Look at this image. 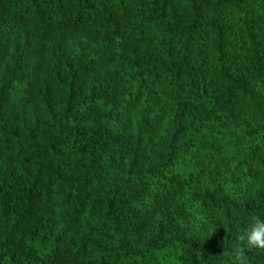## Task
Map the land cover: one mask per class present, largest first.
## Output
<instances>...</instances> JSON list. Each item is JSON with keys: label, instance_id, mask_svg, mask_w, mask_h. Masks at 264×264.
<instances>
[{"label": "trees", "instance_id": "1", "mask_svg": "<svg viewBox=\"0 0 264 264\" xmlns=\"http://www.w3.org/2000/svg\"><path fill=\"white\" fill-rule=\"evenodd\" d=\"M257 216L264 0H0V264H264Z\"/></svg>", "mask_w": 264, "mask_h": 264}, {"label": "clouds", "instance_id": "2", "mask_svg": "<svg viewBox=\"0 0 264 264\" xmlns=\"http://www.w3.org/2000/svg\"><path fill=\"white\" fill-rule=\"evenodd\" d=\"M235 226L240 222L234 221ZM245 245L248 248L264 250V216H257L248 220L243 225ZM232 264H244L245 251L243 247H237L229 254Z\"/></svg>", "mask_w": 264, "mask_h": 264}]
</instances>
